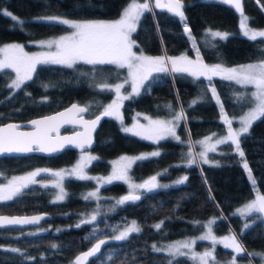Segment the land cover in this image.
I'll use <instances>...</instances> for the list:
<instances>
[{"label": "trees", "instance_id": "obj_1", "mask_svg": "<svg viewBox=\"0 0 264 264\" xmlns=\"http://www.w3.org/2000/svg\"><path fill=\"white\" fill-rule=\"evenodd\" d=\"M131 0H0V43L20 41L27 49H33L36 40L70 31L66 25L39 21L41 16L61 15L73 19L113 18ZM144 1V0H139ZM185 19L168 10L152 5L140 16L136 30L132 32L135 50L147 56L173 57L181 52L193 55L199 51L205 62L234 65L264 60V37L256 40L240 33L239 14L222 0H182ZM4 9L19 20L17 24L4 15ZM244 14L253 27L264 26V0H244ZM185 26L195 37V46ZM212 30L228 32L227 39L213 37ZM124 68L117 65H88L78 63L73 68L58 64H39L32 79L20 89L8 85L14 77L13 69L0 70V123L9 120L27 121L58 110L71 101L87 106L86 116L103 112L112 99L114 90H104L102 85H112L125 76ZM128 91V86L124 85ZM215 88L222 111L230 116L244 113L250 106L239 100L247 99V87L221 76L193 78L188 73L172 71L153 73L145 81L139 94L129 93V99L121 104L122 119L105 116L96 131V144L91 149L97 157L88 166L90 174L106 173L110 159L126 153L147 152L135 159L128 169L130 178L142 181L157 177L160 187L149 191L138 190L140 199L117 204V197L128 192L124 181L102 185L99 197H89L95 188L93 179L66 177L63 186L65 199H52V188L40 183L30 184L11 201H0V213L47 212L49 217L37 226L26 228H0V264H74V255L88 247L95 239L114 234L130 220L138 222L141 231L131 233L128 239L112 241L107 245L111 253L103 252L90 258L87 264H199L184 255L171 256L154 251L153 245L198 235L215 220L212 232L225 235L233 232L245 249L237 259L246 264H258L264 252V217L252 215L250 227L244 228V219L236 208L257 192L264 193V117L254 121L250 132L240 136V157L235 145L228 141L219 144L207 157L212 162L197 161L189 166V153L195 155L198 140L210 133L223 134L227 124L221 120L220 106L212 95ZM197 103L192 105V101ZM171 106V107H169ZM183 111L177 121L175 136L156 140L127 133L122 123H129L136 112L151 116L173 117ZM69 129V128H68ZM159 152L158 156L151 153ZM76 152L64 149L57 155L0 157V181L16 173L34 167H59L71 164ZM252 169L257 185L253 187L243 163ZM218 162V166H217ZM183 183H176L183 177ZM167 187H164V186ZM211 196L214 200L210 199ZM90 215L96 220L90 223ZM199 222V223H197ZM80 224V227L76 225ZM161 224V228L154 226ZM43 228L42 230H40ZM59 229V231H57ZM55 245L56 247H53ZM208 245L200 241L197 246ZM19 249L13 252L11 249ZM234 251L218 244L215 254L225 261ZM102 260L100 263L99 261ZM236 264H245L237 262Z\"/></svg>", "mask_w": 264, "mask_h": 264}, {"label": "snow or ice", "instance_id": "obj_2", "mask_svg": "<svg viewBox=\"0 0 264 264\" xmlns=\"http://www.w3.org/2000/svg\"><path fill=\"white\" fill-rule=\"evenodd\" d=\"M235 7L241 9L240 0H234ZM155 6L158 8H165L169 12L174 13L181 20L185 19L183 11L182 0H167V3H162L161 0H155ZM150 10L148 3H138L137 0H131V3L123 10L119 19L111 22L103 21H76L67 19L61 16H46L38 18L39 21H47L50 23L62 24L71 28L73 31L69 35H64L54 40L41 41V46H47L49 49L55 46L56 51L41 52L36 54H29L24 51V47L18 44L7 45L0 48V70L13 69L16 73L15 79L8 85L11 89H20L25 81L31 80L33 73L36 71V67L39 64H58L65 65L68 68L75 67L78 63L83 62L88 65H117L120 68L129 69V76L131 77L132 93L139 94L140 89L144 86L153 73L168 72L169 70L176 73H188L194 77H206L209 81L213 76H222V78L235 81L241 85H252L255 91L247 94V99L244 94H241L239 100L246 102L250 108L246 115L241 118V126L238 131H234L231 128L232 121L225 116V122L229 124L228 135L224 139H217L216 144H224L231 141L235 145V151L240 157H244L245 153L241 149L240 136L242 134H248L254 121L260 120L264 117V61L257 63H251L247 65L232 68L222 67L220 64L208 65L199 56L197 50V59L191 60L187 56L180 57H165V56H146L144 54L137 55L133 51L135 41L130 39V34L136 30V23L144 11ZM4 15L11 17L17 24L23 25L25 22L19 20L13 16L10 12H4ZM246 19V18H245ZM245 27V25H241ZM185 31L189 33L191 37V30L185 26ZM211 36L219 37L221 39H227L228 33H222L219 31L211 32ZM245 36H248L252 40H256L257 37H264V31L254 32L246 29ZM193 40V46H195V37H191ZM127 83V81H125ZM123 84H116L114 91L116 92L118 99H129L130 96H120ZM104 90H112L113 86L107 83L102 85ZM212 95L216 96V89H211ZM217 99L219 97L217 96ZM192 105L197 103L193 100ZM171 107V106H169ZM88 110L87 107H80L73 104L65 112L58 113L55 116L45 117L42 120H33L31 123L35 126L34 132H20L18 131L19 125L8 124L4 127H0V153H20V152H32V151H57L58 148H62L65 143L77 144L78 147H83V142H78L74 137L57 138L59 143L54 146H48L52 142L51 133L58 131L61 123H77L74 116L77 113H84ZM103 116H119V105L115 102L109 104L104 108ZM183 118V111L175 116V120L179 121ZM101 119V116H97L95 120L84 121L86 128L91 131L94 130L96 124ZM171 121H150L149 127L143 128V133L137 132L135 134H143L146 139H158L163 138L164 134H170L175 136V128ZM124 131L131 132L133 129L125 128ZM78 136L80 134H77ZM179 140L178 136H175ZM211 137L205 138L204 141H200L203 145H206L205 150L199 153L200 160L203 163H209L207 159L208 151H215L214 145H208V141ZM87 142L90 143V136L87 137ZM33 145L38 147L34 148ZM159 152L151 153V156H158ZM146 157H136L134 159H145ZM89 159H96L95 157H89ZM129 159V158H123ZM131 162V161H130ZM196 156L189 153L188 164L191 166L195 164ZM218 166V162H217ZM79 165L72 172L75 173L79 169ZM243 168L247 170L248 179L253 187L257 185L256 179L253 177L252 169L245 161ZM41 170L30 173L25 177L13 178L6 185L0 186V201H11L21 190V188L28 187L29 184H35V177L40 175ZM47 171V170H44ZM56 177L63 179L64 172L54 173ZM80 179H91V177L85 175H79ZM125 173L123 170L114 173L113 176L107 178V182L111 183L113 179H124ZM188 177H183L176 183H183ZM60 188V192L57 195V201L65 199L67 193L61 184H57ZM133 188H146L149 191L160 187L157 183V177L153 176L149 180L140 185H132ZM164 187H167L166 185ZM96 193H89L85 196V199L89 197H95ZM140 197L137 195H128L118 200L117 204H124L126 201H136ZM210 199L214 200L211 196ZM238 212L242 216H251L252 213L264 214V195L256 193L255 198L246 203L244 207L238 209ZM42 219V217L34 216L30 218L20 217H0V225H21V224H36ZM96 220V215H92L90 220L82 221V223H90ZM199 223V222H197ZM215 220H210L207 224V232L199 237L201 240H211L213 244H222L227 249H232L235 253L245 252L244 247L239 243L236 235H229L220 238L219 240L212 233V225ZM80 227L81 225H76ZM155 228H161V224H156ZM250 225L245 223L244 228H249ZM59 231V229L57 230ZM140 227L135 221L131 226L125 227L123 231H120L118 235L113 238L117 241H123L128 239L131 233L140 232ZM107 241L100 239L88 252L84 253L81 257H77L76 264H80L90 256L96 255L100 252L102 245ZM192 241L177 242L176 244L167 247L168 253L175 257L177 255H186L182 252V248H190ZM53 247H56L53 245ZM154 251H163L164 249L152 246ZM13 252H18L19 249H11ZM250 255L264 256V253H250ZM193 259H199L201 264H207L208 258H211L213 264H220L215 260L214 249L211 252H205L203 255L195 253ZM228 264H236L235 259L228 262Z\"/></svg>", "mask_w": 264, "mask_h": 264}, {"label": "rangeland", "instance_id": "obj_3", "mask_svg": "<svg viewBox=\"0 0 264 264\" xmlns=\"http://www.w3.org/2000/svg\"><path fill=\"white\" fill-rule=\"evenodd\" d=\"M137 2L138 3H148L150 7L152 5L155 6V0H144V1L137 0ZM130 3H131V1H129L123 7V9L121 10V12L116 17H113V18L73 19V18L61 16V15H56V16H61V17H64V18H67V19H71V20H76V21H94V22L95 21H103V22H111V21H115V20L119 19L121 17V15H122L123 10ZM4 11H6V10L4 9ZM6 12H8V11H6ZM49 16H52V15H49ZM41 17H46V16L44 15V16H41ZM238 23H239L240 33H242V34H244V32H245L246 29L251 30V31H254V32L264 31V26L263 27H253V26L249 25V23H248V16L246 14H244V13L239 14V16H238ZM242 24L245 25L246 28L245 27H242L241 26ZM136 25H137V23H136ZM72 31L73 30L70 29V31L65 32V33H62V34H57V35H54V36L45 37V38L36 40V41L33 42L36 45V47L33 48V49H27L22 42L16 41V40L2 42V43H0V48H3L5 46H7V45L18 44V45H22L24 47V51L27 52V53H29L30 55L31 54H36V53H41V52H49V51L54 52V51H56L55 46H53V48L49 49L47 46H41L40 42L41 41L58 39L61 36L69 35ZM215 31H219V32H222V33H228L226 31H221V30H212L211 32H215ZM130 39L133 40L132 39V33L130 34ZM133 51L137 55H140L142 53V52H139V51L135 50V45L133 47ZM142 54H144V53H142ZM144 55H146V54H144ZM182 55L183 56H187L191 60H196L197 59V50L195 51V53L193 55H189V54H187L185 52H181V53H179V54H177V55H175L173 57H180ZM0 58H2V54H0ZM260 61H264V60L249 61V62H243V63H239V64H234V65H224V64H220V63H210V62H205V61H204V63H206V64H208L210 66L211 65H215V64H220L222 67H225V68H232V67L239 68L240 66L247 65V64H251V63H257V62H260ZM124 70H125L126 73H125V76L123 77V79L122 80H119V81H117L116 83L113 84V90H114V86L116 84H123L125 86H128V91H125L124 90L125 89L124 87L121 89L120 96H128L129 93L132 91V83H131V77L129 76V69H127L125 67ZM15 77H16V73L14 71V77L12 78V80L15 79ZM192 77L193 78H196L194 76H192ZM125 81H127V83H125ZM243 86L244 87H247L246 88L247 90L246 91L244 90V92L251 93V92L255 91V88L252 85H243ZM113 92H114V95H113L112 99L104 106V108L107 107L109 104H112L113 102L117 103L119 105V116L113 115V117H116L117 119L121 120L122 119L121 104H122V102H123L124 99L123 100L118 99V96H117L116 92L115 91H113ZM214 98L218 101L219 106H220V110L222 111L221 103L219 102V99H217V93H216V96H214ZM249 108L244 113H242L241 115H238V116H230V115L225 114L222 111L220 118H221L222 121L225 122V116H227V119H229V120L232 121L231 128L234 131H238L239 128H240V126H241V123H240L241 122V118L244 115L247 114V112L249 111ZM175 116L176 115H174L172 118L171 117H169V118L165 117L164 118V117H158V116H151V115H148V114L143 113V112H136V114H135L134 118L132 119V121L129 122V123H122L121 124V128H122V130H124L125 128L133 129V131L127 132V133H131V134H135L137 132L143 133V128L149 127L150 121H164V122L171 121L172 122V125L171 126H173L175 128V132H176V124H177V121L175 120ZM226 124H227V129H226V132L225 133H223V134L210 133L208 135H205V136L201 137L198 140V142L204 141L205 138L211 137V140L208 141V145H214L215 146V149H217L218 145L216 144V140L217 139H224L228 135L229 124L228 123H226ZM141 126H143V128ZM135 135H137V134H135ZM137 136H140V137L145 138L143 134L137 135ZM167 136H172V135L165 133L163 137H167ZM151 140H156V138L151 139ZM205 147H206V145H203L201 143H198V150H195V156H196V160L197 161H201L200 160V157H199V153L200 152H203L205 150ZM147 154H148L147 152H137V153H132V154L123 153V154L117 155V156H115V157H113V158H111L109 160L110 161V169H109L108 172L101 173V174H90L88 172V170H87V166L94 159H89V157H95L96 158L97 157V154L93 150H84L82 152H79L76 155L75 160L70 165L59 166V167H46V166L34 167V168H32L30 170H27L25 172L16 173V174H12V175L8 176L5 180L0 181V186L6 185L14 177L15 178L25 177V176L29 175L32 172H35L37 170H41L40 171V175H38V176L35 177L36 183H40L41 185H43L45 187L52 188L53 189V192H54V195H53V198L52 199L57 200L56 197H57V195L60 192V188L57 187V184H61L62 187H63V189H64V192H66V190H65V188L63 186V179L66 178V177H69V176L70 177H77L78 178V176L82 174V175L91 177V179H93L94 182H95V184H96L95 188H93L92 190L88 191L87 194L92 193V192H95L96 193V196L95 197H99V194H98L99 188L102 185L109 184L107 182V178L110 177V176H113L114 173H117L118 171L123 170L124 173H125V178L124 179H113L111 182H114V181H124L127 184L128 192H130V193L138 192V190L140 188H133L132 185H140L142 181H134V180H132L130 178L129 174H128V169L131 166V164L133 163V161L135 160L134 158H136V157H142V156H145ZM123 158H129V159H123ZM207 159H208V157H207ZM210 162H212V161L209 160V163ZM78 165L80 166L79 169L77 170V172L73 173L72 170L73 169H76ZM44 170H47V171H44ZM61 171L64 172V175H63V179L62 180L59 177H56L54 175V173L61 172ZM158 184H159V182H158ZM23 189L24 188H21V190H23ZM259 194L264 195V193H259ZM254 198H255V196L252 197V198H250V199H248V200H246L241 205H239L236 208L235 212L240 215V213L238 212V209L244 207V205L246 203L250 202ZM120 199H121V197L115 198V200H120ZM252 215H257V216H260V217H264V214H259V213H252L251 216ZM91 216L92 215H90L88 218H90ZM240 216L244 219V225H245V223L250 224L253 221L252 220L253 218L252 219L249 218L250 216H242V215H240ZM133 221H135V220L128 221L121 228L117 229V231L114 234H112L111 237L113 238L115 235H118L120 231H123L125 229V227L131 226V224H132ZM135 222L138 225V222L137 221H135ZM42 229L43 228H41L40 230H42ZM206 232H207V225H206V229L203 232H201L200 234H198V235L188 236V237H185V238H180V239L168 241V242H165L164 244H162L160 246H156V247L157 248H160V249H164L163 252L169 254L168 251H167V247L168 246L173 245V244H176L177 242L192 241L193 243H192V245H191L190 248H182L181 251L184 252V253H186V255H184V256L190 258L194 262H197V263L201 264V261L199 259H193L192 258L195 253H199V254L203 255L205 252H211L214 249L215 260L216 261H219L220 264H228V262L231 261V260H233V259H235L236 263L237 262H242V263H245V264L247 263V262H243V259L242 258L237 259V256L241 255L242 253L237 254L235 252L233 253V256L229 257L228 259H225L224 262H222V260L218 259L217 256H216V254H215V249H216V246L219 243L213 244V242L211 240H201V239H199V237L203 236ZM213 235L219 240L222 237L229 236V235H234V233L233 232H230L228 234L221 235V236L216 235V234L213 233ZM200 241L207 242L208 245L202 246V247H198L197 244ZM220 245H222V244H220ZM110 253H111V249H110V247H107L105 249V251L103 252V256L107 257ZM99 262L101 263L102 260H100ZM207 264H213V261H212L211 258H208ZM258 264H264V256H261V261Z\"/></svg>", "mask_w": 264, "mask_h": 264}, {"label": "water", "instance_id": "obj_4", "mask_svg": "<svg viewBox=\"0 0 264 264\" xmlns=\"http://www.w3.org/2000/svg\"><path fill=\"white\" fill-rule=\"evenodd\" d=\"M222 1L226 5H231L233 7V9L236 11L237 14L244 13V0H240L241 9H237L235 7L234 0H222ZM161 2L162 3H167V0H161ZM160 9H165V8H160ZM165 10H167V9H165ZM172 14H174V13H172ZM73 104L78 105L80 107H87L83 103H79L77 101H71L70 103H68L64 107H62V108H60L58 110H55L53 112L33 117V118H31V119H29L27 121H13V120H9V121L0 123V127H4V126H6L8 124H16V125H19L18 131H20V132H34L35 131V126L31 123V121H33V120H42L45 117L55 116L58 113L65 112ZM86 113H87V111L84 112V113L75 114L74 118L77 121H79L77 123H61L59 128H58V131H54V132L51 133L52 142H51L50 145H48V146H54L55 144L59 143V141L57 139L58 137L59 138L74 137V138H76V140L78 142H83V147H78L77 144H67V143H65L62 148H58V150L54 151V152H51V151H43V152L42 151H32V152H26V153H24V152H20V153H15V152L14 153H0V157H4V156H26V155H29V154H37V155H42V156H51V155L59 154L64 149H71V150H75V151L91 150L95 146V142H96L95 134H96V131L99 128V126H100L102 120L105 118V116L102 115L103 112H98V113H96V114H94L93 116H90V117L86 116ZM97 116H101V119L96 124L94 130L89 131L86 128V126L84 124V121L95 120ZM68 127H74V128L68 130L67 129ZM77 134H80V135L78 136ZM89 136H90V140H91L90 143L87 142V137H89ZM33 147L36 148L38 146L37 145H33ZM153 176H150V177L142 180L141 184H143L145 181L149 180ZM140 189L144 190L146 188H140ZM130 194L131 195L140 196V194L138 192H133V193L127 192L124 195H122V197L128 196ZM34 216L42 217V219H40V221L38 223H36V224L0 225V228H7V227L26 228V227H30V226H37L42 220H44L45 218H48L50 215H49V213L44 212V211L43 212L27 213V214L26 213H23V214L0 213V217H8V218H13V217L30 218V217H34ZM100 239H103V240L107 241L106 244L102 245L100 252H98L94 256H90V257L86 258L85 260L81 261L80 264H87L88 261L90 260V258L98 256L102 252V250L105 247H107V245L112 241V237L110 235H105V236H102V237H99V238L95 239L88 247L78 251L74 255L73 263L76 264L77 257H81L84 253L88 252L96 243H98V241Z\"/></svg>", "mask_w": 264, "mask_h": 264}, {"label": "flooded vegetation", "instance_id": "obj_5", "mask_svg": "<svg viewBox=\"0 0 264 264\" xmlns=\"http://www.w3.org/2000/svg\"><path fill=\"white\" fill-rule=\"evenodd\" d=\"M69 128V129H68ZM67 129L68 130H70V129H73L74 127H68ZM75 151V150H74ZM82 151H84V150H82ZM82 151H75L76 152V155L79 153V152H82ZM70 165V164H69ZM64 166H66V165H64ZM46 167H48V166H46ZM142 190V189H141ZM145 190V189H144Z\"/></svg>", "mask_w": 264, "mask_h": 264}, {"label": "bare ground", "instance_id": "obj_6", "mask_svg": "<svg viewBox=\"0 0 264 264\" xmlns=\"http://www.w3.org/2000/svg\"><path fill=\"white\" fill-rule=\"evenodd\" d=\"M95 144H96V142H95Z\"/></svg>", "mask_w": 264, "mask_h": 264}]
</instances>
